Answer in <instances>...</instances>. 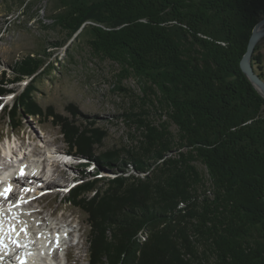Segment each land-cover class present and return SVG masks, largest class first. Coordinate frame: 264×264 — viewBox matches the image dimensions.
<instances>
[{"label": "trees", "instance_id": "1", "mask_svg": "<svg viewBox=\"0 0 264 264\" xmlns=\"http://www.w3.org/2000/svg\"><path fill=\"white\" fill-rule=\"evenodd\" d=\"M59 2L68 39L88 36L94 54L121 67L120 85L143 83L141 112L128 117L141 137L122 150L94 154L101 128L44 118L99 172L117 174L102 183L89 172L82 188L97 189L94 199L73 200L88 215V264H264V96L241 69L264 0ZM48 55L14 65L11 83L30 77L9 112L15 126L21 111L44 115L35 92L54 69Z\"/></svg>", "mask_w": 264, "mask_h": 264}, {"label": "rangeland", "instance_id": "2", "mask_svg": "<svg viewBox=\"0 0 264 264\" xmlns=\"http://www.w3.org/2000/svg\"><path fill=\"white\" fill-rule=\"evenodd\" d=\"M24 2L27 7H24ZM60 6L59 0H0V87H3V95L8 92L6 89L15 91L13 98L5 100V106L0 110V160H8L3 154L4 150L10 148H23V152L25 150L31 155L33 149L42 151L39 152V159L47 162V169L56 181L49 184L50 191L40 194L38 198H41L29 211L39 210L38 214H43L42 217L45 216L51 224L71 223L74 229L73 242L79 236L80 241L69 251L68 264H88V215L73 200L76 198L86 205L92 202L97 189L82 188V183L87 181L89 172L98 173L99 169L93 158L91 160L83 156V153L69 145L61 126H56L51 118L47 121L44 118L53 111L59 117L70 119L80 131L89 130L91 126L101 128V132H106V135L103 133L101 140L92 136L94 142L98 141L91 146L94 154L122 150L136 143L137 136L141 137L136 128L137 123L128 117L129 111L141 112L143 103L139 96H143V83L133 75L120 85L121 67L110 59L94 54L86 41L88 36L68 39L54 17L60 11ZM262 19L264 15L258 22ZM44 48L50 53L49 62L54 65L52 72L38 79V90L35 92L44 115L39 117L21 111L17 114L19 121L15 126L10 121L9 112L15 97L22 93L30 77L23 76L26 79L22 82L11 83L15 77L14 65L16 61L36 51L41 52ZM255 54L260 55V62L254 60ZM250 63L264 80V36L256 44ZM154 118L160 121L166 116L161 118L160 113L154 111ZM91 121H95V125H91ZM172 130L176 132L175 125ZM57 154L67 155L70 161L58 164L55 160ZM197 165L206 174L205 165L201 162H197ZM131 173L134 171L131 170ZM116 175L109 167L99 172L102 183ZM65 257L62 251L58 264H66Z\"/></svg>", "mask_w": 264, "mask_h": 264}, {"label": "bare ground", "instance_id": "3", "mask_svg": "<svg viewBox=\"0 0 264 264\" xmlns=\"http://www.w3.org/2000/svg\"><path fill=\"white\" fill-rule=\"evenodd\" d=\"M19 151L22 154H25V155L28 154L25 151L23 152V148L19 149ZM32 151L34 153L42 152L38 148L33 149ZM11 165H13V168H14L15 163H11ZM20 165L17 167V169H15L16 172L20 169ZM0 174H2V173L0 172ZM35 175L36 174H33L31 176V178L33 176H35ZM34 179L35 178L33 177V179L30 181V185L31 186L28 185V187H31V190L37 189L36 181H39V180H34ZM37 212L40 213L39 211H37ZM20 216L26 217V214L24 213V214H22ZM28 217H27V219H28ZM41 218L44 221L43 223L45 225L44 226H41V227H38L35 230L36 231V233H35L36 234V239H35L34 245L37 246V249L38 250L35 252L34 250L30 249L29 252L26 253V256H24V257L21 256L19 258V261L18 262L13 259V257H14V254L13 253H11V256L6 255L5 258L3 259V263L4 264H21V261H24V264H53L52 261H51V254L53 253V251H52V245L55 243V240H56L55 237H57V236L53 237L52 235L51 236L48 235L49 233H51V230L49 228L50 222H47V219H45L42 216H41ZM28 224L29 225H27L28 226L27 232L29 233V232H32L33 231L32 228L35 229L36 226H35L34 220H30V223H28ZM30 225H32V228H30ZM38 234H39V236H38ZM41 255H45V257L42 258Z\"/></svg>", "mask_w": 264, "mask_h": 264}, {"label": "snow or ice", "instance_id": "4", "mask_svg": "<svg viewBox=\"0 0 264 264\" xmlns=\"http://www.w3.org/2000/svg\"><path fill=\"white\" fill-rule=\"evenodd\" d=\"M11 99V97H9ZM25 171L22 168L20 170V176L23 177L25 175ZM12 192V185L9 184L7 188L4 189L3 192H0V196H4L6 199ZM25 201L23 198H20V203H24ZM20 203L14 205V207L19 208ZM18 214L13 213L12 216L9 219V222L6 224L5 214L2 210H0V247L7 248V244L5 243V240H11L13 244L19 245V241L14 238V236H18L19 233L22 231L25 235H27V227L26 225L22 228H18L16 223L14 221L17 219ZM23 223V222H21ZM21 264H24V261H21Z\"/></svg>", "mask_w": 264, "mask_h": 264}, {"label": "water", "instance_id": "5", "mask_svg": "<svg viewBox=\"0 0 264 264\" xmlns=\"http://www.w3.org/2000/svg\"><path fill=\"white\" fill-rule=\"evenodd\" d=\"M263 24L264 19L258 22L257 25L254 27L248 44V49L241 60V66L244 72L249 77V79L253 82L255 87H257V89H260V91L264 94V80L254 71L253 66L250 63V59L253 55L256 44L262 38V36H264Z\"/></svg>", "mask_w": 264, "mask_h": 264}]
</instances>
